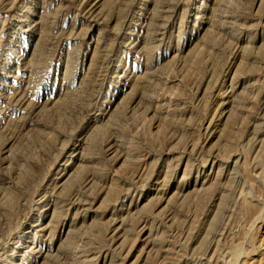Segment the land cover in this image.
<instances>
[{"label":"rangeland","instance_id":"374dc122","mask_svg":"<svg viewBox=\"0 0 264 264\" xmlns=\"http://www.w3.org/2000/svg\"><path fill=\"white\" fill-rule=\"evenodd\" d=\"M0 264H264V0H0Z\"/></svg>","mask_w":264,"mask_h":264}]
</instances>
